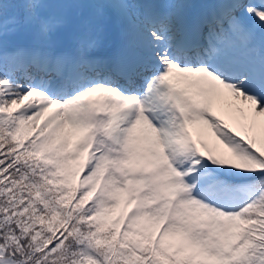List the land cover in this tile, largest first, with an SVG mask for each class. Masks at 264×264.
Returning <instances> with one entry per match:
<instances>
[{
    "label": "snow or ice",
    "instance_id": "6c2138e0",
    "mask_svg": "<svg viewBox=\"0 0 264 264\" xmlns=\"http://www.w3.org/2000/svg\"><path fill=\"white\" fill-rule=\"evenodd\" d=\"M0 264H264V0H0Z\"/></svg>",
    "mask_w": 264,
    "mask_h": 264
}]
</instances>
